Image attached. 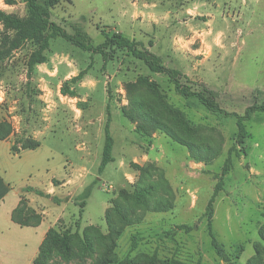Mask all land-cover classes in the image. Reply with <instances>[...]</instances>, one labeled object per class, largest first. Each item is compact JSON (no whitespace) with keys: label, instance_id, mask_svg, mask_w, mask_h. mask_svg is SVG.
I'll return each instance as SVG.
<instances>
[{"label":"rangeland","instance_id":"1","mask_svg":"<svg viewBox=\"0 0 264 264\" xmlns=\"http://www.w3.org/2000/svg\"><path fill=\"white\" fill-rule=\"evenodd\" d=\"M15 2L0 0V9L24 15V1ZM51 20L70 33L82 28L94 45L107 33L123 31L160 55L167 66L181 70L187 84L216 91L228 112L243 114L248 106L264 102V0H62L52 9ZM33 49L27 43L1 67L0 119L13 125L15 140L32 137L41 142L40 147L19 149L13 156L19 189L30 186L43 192L23 191L36 211L46 207L40 230L51 226L76 230L80 223L81 228L97 225L107 232L105 214L111 199L122 188L133 190L139 176L134 164L153 162L170 183L174 207L141 211L142 220L127 226L118 240L120 257L157 251L162 257L194 264H228L212 245L206 211L236 145L237 118L212 113L198 100L177 94L167 75L153 73L126 50L112 51L105 60L102 54L57 38L48 52L50 63L38 65L30 76L27 64ZM51 60L56 75L46 72ZM81 71L84 78L69 83L76 97L62 94L65 77ZM140 75L159 82L170 100L203 126L207 144L219 151L209 163L196 162L186 146L164 134L155 133L151 144L136 131L123 107L129 103L127 84ZM108 105L115 160L100 172ZM246 123L247 153L232 154L234 165L214 203V230L232 256L241 253L237 264H247L254 254L258 226L264 222V112ZM94 182L82 207L81 194ZM50 187L55 192L49 194ZM183 224L191 229H179ZM15 229L5 234L14 236ZM87 264H93L92 259Z\"/></svg>","mask_w":264,"mask_h":264},{"label":"trees","instance_id":"2","mask_svg":"<svg viewBox=\"0 0 264 264\" xmlns=\"http://www.w3.org/2000/svg\"><path fill=\"white\" fill-rule=\"evenodd\" d=\"M9 4L15 0H7ZM26 5L24 15L8 12L0 9V76L2 65L10 59L14 52L23 48L27 43L34 46L28 59V74L31 76L38 65L50 61L49 50L52 41L62 38L83 50L102 54L107 60L112 56V51L126 50L136 59L143 61L153 73H162L169 77L177 94L186 99H196L212 113H222L226 116H235L238 128L236 145L230 149V154L225 161L222 173L218 175L214 193L209 201L206 215L207 227L211 236L212 245L222 260L228 264H237L240 252L234 257L222 243L214 230V203L219 192L224 187V179L232 169L233 156L241 152L247 153L246 141L249 137L247 121L252 120L258 112H264V102L255 103L246 108L243 114L226 111L218 101L216 91L202 86L194 88L183 80L186 76L181 70L167 66L160 55L151 52L143 46L142 41L126 36L123 31L106 34L105 40L94 45L91 36L82 28H76L70 33L61 24L51 20V11L62 0H23ZM143 46V47H142ZM85 76V71L65 80L61 86L64 95L76 97L69 83H78ZM129 93L128 107H123L125 116L136 124V131L149 137L153 144L154 134L160 133L172 140L184 145L189 150V157L196 162L209 163L219 154L212 146L207 144L202 125L195 124L187 113L170 100V96L161 84L148 75H140L136 81L130 82L126 87ZM109 119L106 125V142L103 149L102 161L99 171L103 172L106 166L115 160L113 155L114 138L111 134V111L108 105ZM261 120V118H259ZM14 133L13 125L7 119H0V140L9 138ZM21 149H36L41 142L32 137L17 138L12 151L19 153ZM238 146L240 149H238ZM139 171L137 182L133 184V190L122 188L117 197L111 199V206L107 208L105 219L107 232H103L97 225H88L81 228L80 223L76 230L72 228L59 229L52 226L47 231L40 245L38 255L33 264H67L81 262L87 264L92 259L93 264H194L178 257H162L159 253L137 252L135 255L120 257L117 252L118 240L124 234L127 226L139 223L142 214L148 211L165 212L174 207L170 197V183L160 168L153 162L143 165L134 164ZM58 182V181H57ZM90 184L81 194L82 207L86 205V199L91 195L94 184ZM26 192L35 191L43 193L33 187L24 189ZM13 220L22 226L38 225L42 221V215L28 204L22 196L19 206L13 211ZM179 229L191 227L183 224ZM260 240L254 242V254L248 259L247 264H264V222L258 226ZM138 241L134 240V249ZM241 250L245 248L241 247ZM196 264H202L198 262Z\"/></svg>","mask_w":264,"mask_h":264},{"label":"crops","instance_id":"3","mask_svg":"<svg viewBox=\"0 0 264 264\" xmlns=\"http://www.w3.org/2000/svg\"><path fill=\"white\" fill-rule=\"evenodd\" d=\"M53 62L54 60H51V65L46 70L49 75H56L58 72L57 66L52 65ZM49 63L50 61L42 64L48 65ZM67 79L65 77V80ZM15 141L14 133L9 138L0 140V264H15V262L33 264L34 259L38 255L40 245L50 227L40 230L47 214L44 205L39 211L37 210L42 215V221L38 225L22 226L13 220V211L19 206L22 196L25 194H23V191L27 188L19 189L17 181L13 177L18 173V168L15 167L13 162V156L19 155L18 153L13 155L12 146ZM59 185L65 187V183ZM52 192H55V190L50 187L48 193L51 194ZM27 198H30V196ZM12 229L16 231L14 236L5 234L6 231L8 233ZM36 235H39V239L35 237Z\"/></svg>","mask_w":264,"mask_h":264},{"label":"built area","instance_id":"4","mask_svg":"<svg viewBox=\"0 0 264 264\" xmlns=\"http://www.w3.org/2000/svg\"><path fill=\"white\" fill-rule=\"evenodd\" d=\"M17 146H18V149H21V144H18Z\"/></svg>","mask_w":264,"mask_h":264}]
</instances>
